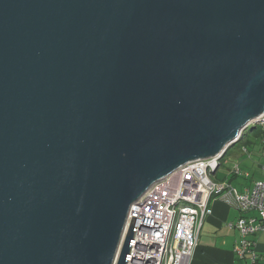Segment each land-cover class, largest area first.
<instances>
[{
	"label": "water",
	"instance_id": "obj_1",
	"mask_svg": "<svg viewBox=\"0 0 264 264\" xmlns=\"http://www.w3.org/2000/svg\"><path fill=\"white\" fill-rule=\"evenodd\" d=\"M264 114V0H0V264H126L130 204Z\"/></svg>",
	"mask_w": 264,
	"mask_h": 264
},
{
	"label": "built area",
	"instance_id": "obj_2",
	"mask_svg": "<svg viewBox=\"0 0 264 264\" xmlns=\"http://www.w3.org/2000/svg\"><path fill=\"white\" fill-rule=\"evenodd\" d=\"M254 126L264 130V114L250 119L219 152L179 165L153 182L130 204L118 246L119 252L131 218L135 217L126 264H189L201 225L212 212L211 199L222 200L242 214L256 213L255 216L240 215L228 224L240 233L235 252L243 256L249 251L255 261L256 254L249 249L246 237L264 230V180H256L251 187L238 190L227 181H215L211 177L229 147ZM261 138L264 142V133ZM242 149L248 152L246 146ZM232 174L241 176L237 163ZM244 176H248L247 172ZM261 259L264 264V254Z\"/></svg>",
	"mask_w": 264,
	"mask_h": 264
},
{
	"label": "crops",
	"instance_id": "obj_3",
	"mask_svg": "<svg viewBox=\"0 0 264 264\" xmlns=\"http://www.w3.org/2000/svg\"><path fill=\"white\" fill-rule=\"evenodd\" d=\"M259 133L262 136L264 130L259 129ZM255 165L257 166L255 171H245L248 176H243V178L247 179V182L240 185L239 188L236 187L238 190L251 187L256 180H264V163L257 162ZM219 167L211 176L214 180L217 178ZM236 176L232 175L229 181L230 184H232L231 180ZM209 205L212 212L201 225L197 236V244L193 250L189 264H263L261 256L264 254V230L247 235L246 237L249 249L256 254L255 261H252L249 251L243 256L235 252V247L240 242V233L236 228L228 226L229 223L236 221L240 215L255 216L256 213L247 212L242 214L219 199H211Z\"/></svg>",
	"mask_w": 264,
	"mask_h": 264
},
{
	"label": "rangeland",
	"instance_id": "obj_4",
	"mask_svg": "<svg viewBox=\"0 0 264 264\" xmlns=\"http://www.w3.org/2000/svg\"><path fill=\"white\" fill-rule=\"evenodd\" d=\"M259 133V128L245 132L243 139L229 147V150L224 154L221 165L217 172L216 181L225 180L227 182L232 178V170L236 163L241 171V176H236L231 183L233 186L239 188L240 185L247 182L243 178L245 171H255L257 169V162L264 163V143ZM243 146L247 147L248 152L243 151ZM219 179V180H218Z\"/></svg>",
	"mask_w": 264,
	"mask_h": 264
},
{
	"label": "bare ground",
	"instance_id": "obj_5",
	"mask_svg": "<svg viewBox=\"0 0 264 264\" xmlns=\"http://www.w3.org/2000/svg\"><path fill=\"white\" fill-rule=\"evenodd\" d=\"M254 127H257V128H259V129H261V128H260V127H258V126H254ZM254 127H251V128H249V129L251 130V129H252V128H254ZM245 132H246V131H245ZM245 132H244V136H245ZM244 136H242V138H241V139H243V137H244ZM241 139H240V140H241ZM240 140H238V141H240ZM236 143H237V142H236Z\"/></svg>",
	"mask_w": 264,
	"mask_h": 264
},
{
	"label": "trees",
	"instance_id": "obj_6",
	"mask_svg": "<svg viewBox=\"0 0 264 264\" xmlns=\"http://www.w3.org/2000/svg\"><path fill=\"white\" fill-rule=\"evenodd\" d=\"M257 127H254V128H252L251 130H253V129H256Z\"/></svg>",
	"mask_w": 264,
	"mask_h": 264
}]
</instances>
